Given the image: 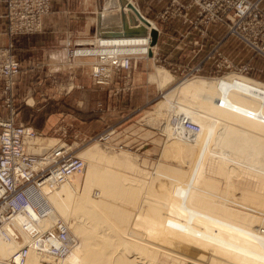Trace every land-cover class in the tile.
<instances>
[{"label":"bare ground","instance_id":"obj_1","mask_svg":"<svg viewBox=\"0 0 264 264\" xmlns=\"http://www.w3.org/2000/svg\"><path fill=\"white\" fill-rule=\"evenodd\" d=\"M118 4L122 10L121 0ZM143 38L97 36V42L116 52H131L128 42L141 40L136 44L141 47ZM160 78L165 86L171 81L162 74ZM173 90L200 109L202 118L191 120L199 132L191 136L180 128H172L170 123L164 131L208 150L211 143L221 140L222 144L226 140L225 146L235 158L230 161L248 170H243L244 176L259 180L261 193L240 188L241 198L236 203L232 196L236 187L229 183L233 169L228 170V159L216 154L220 159L218 174L229 183L222 193H218L213 182L189 177L181 184L183 192L175 194L173 190L101 169L102 165L132 167L126 159L96 149L88 151L85 155L91 163L85 178L72 179L75 175L48 194L46 199L53 213L41 223V229H48L56 219L66 222L75 239L72 250L60 262H51L49 257L30 250L25 264H155L156 252L164 253L170 264H264V219L255 216L264 213V87L220 78L213 89L186 83L177 84ZM227 202L250 209L254 215L229 209ZM68 214L73 222L68 221ZM23 220L18 217L16 223ZM1 231L8 236L5 239L0 233V264H4L25 244L27 236L21 234L23 242H18L10 235L11 228Z\"/></svg>","mask_w":264,"mask_h":264},{"label":"crops","instance_id":"obj_2","mask_svg":"<svg viewBox=\"0 0 264 264\" xmlns=\"http://www.w3.org/2000/svg\"><path fill=\"white\" fill-rule=\"evenodd\" d=\"M121 1L126 4L130 2L140 16L155 27L157 42L152 47V53L154 57L162 58L161 64L178 67L188 61L192 68L200 66L199 76L202 77L221 74L217 63L224 60L234 67H252L248 76L262 78L264 82V58L229 36L223 25L195 26L194 6L185 12V22L181 16L166 20L159 18L170 0ZM180 1L189 3V0ZM260 7L264 12V0ZM118 9V0H51V13L43 19L42 32L12 39L6 33V4L0 2V44H12V51L22 67L13 91L16 123L44 135L56 136L58 140L70 141L74 138L81 143L95 136L103 125L100 114L96 112L103 90L89 79L87 62L79 60L75 66L67 65L63 46L67 39L81 40L96 36L98 16L103 28L120 26ZM128 43L132 44L130 51L133 53L143 50L136 45L140 40L132 39ZM130 82L131 90L122 96L126 95V100H123L125 112L133 113L158 90L153 62L148 60L145 64H138ZM3 99L0 93V115L5 117L7 112L2 107ZM116 102L115 99L113 103ZM120 114L124 116L123 112H118L109 117ZM128 129L126 127L120 131ZM70 132L73 135H68ZM46 140L53 143L55 139ZM35 147L29 151L36 154L43 149Z\"/></svg>","mask_w":264,"mask_h":264},{"label":"built area","instance_id":"obj_3","mask_svg":"<svg viewBox=\"0 0 264 264\" xmlns=\"http://www.w3.org/2000/svg\"><path fill=\"white\" fill-rule=\"evenodd\" d=\"M6 4L8 37L39 34L43 30V19L51 13V0H0ZM262 0H189L188 4L180 0H170L168 7L159 18L181 16L187 21L185 12L192 6L196 8L194 25H223L227 34L264 58V12L260 7ZM142 54L129 51L116 52L107 45H101L94 38L85 40H65L64 49L68 65L77 59H92L90 77L100 88L113 86V95L129 88L116 89L120 83H127L135 56H148L152 51L149 34L143 38ZM83 50H93L84 54ZM104 50V51H102ZM212 57V56H209ZM213 58V57H212ZM222 74L237 73L248 76L253 69L250 66L234 67L226 61L217 63ZM21 64L16 59L12 44H0V81L3 95L2 107L7 112L0 115V233L8 236L3 228H11L16 241L26 243L12 253L4 264H25L30 250L60 262L72 250L75 239L69 225L62 219H56L52 227L41 229L42 222L51 217L53 210L46 197L69 178L84 171L83 160L75 155L72 146L67 143L56 144L40 153L29 151V143L39 139L40 134L29 126L16 123L14 107V87L21 73ZM200 66L187 74L188 78L200 77ZM115 90V93H114ZM172 128H180L191 136L199 132V127L183 115L172 121ZM89 141L111 144L115 130H106ZM103 133V132H102ZM18 217L24 218L16 223ZM53 264V263H52Z\"/></svg>","mask_w":264,"mask_h":264},{"label":"rangeland","instance_id":"obj_4","mask_svg":"<svg viewBox=\"0 0 264 264\" xmlns=\"http://www.w3.org/2000/svg\"><path fill=\"white\" fill-rule=\"evenodd\" d=\"M128 3L131 4L130 2ZM137 21L139 24H141L140 20L137 19ZM148 23L150 25L148 28V32H150L151 29L155 30V27L152 24H150V22ZM94 38L97 39V36H94L92 38H85L81 40H85L86 43H88V41H92ZM71 40L76 41L73 39ZM130 45L132 46V44ZM131 46L130 48H133ZM160 59L162 61V58H160L159 56L156 55V57H154L152 51L149 53L148 56H135V64H132V69L130 72V77L128 82L120 83L119 80H117L116 82L118 83V85H116L115 87L118 90L119 89L121 90L122 87L129 88L128 90H125L123 93L121 91L120 93H118V95L114 96L112 89L113 86L109 88H105V87L101 88V90H103L102 96L100 97L101 100H99L100 104L96 106V110H97L96 112L100 114L101 122H103V125H101V128L97 131L95 136H98L100 134H103V136H105L106 135L105 133H107L106 130L108 129L109 131L115 130L114 134L110 137L112 140L111 144H105V142H98L97 140L96 141L87 140L80 143L77 139L75 140L74 138L70 141L58 140L56 136L44 135L38 132L40 134L39 139L35 140V142H28L29 149L35 146H40L43 147V149L44 148L47 149L48 147H52L56 144H61V143H67L68 145H71L73 153L75 155H78V157H80L83 160L84 164H86L82 174L76 175L72 179L78 177L81 180H83L85 178L87 170L89 169L90 166L89 164L91 163V161H89V157L85 155V152L88 151L92 152L93 150L96 149L102 151L108 156H115L126 159L133 168L130 169V168L114 167V166H111L110 168V166L107 167L102 165L101 167L99 166L101 169L102 168L106 169L110 172H113V174L118 173L117 175L129 177L133 180L135 179L136 182L140 180V182L142 181L146 184H150L153 186H160L171 191L173 190L172 192L173 193L175 192V194L183 192L182 190L184 187L182 188L181 184L184 185V183L189 179V177L191 178L196 177L197 179L200 180H204V181L207 180L209 182L215 183V185L218 186L217 187L218 193H222V191L225 190L226 185H228L229 183L232 184V186L235 185L234 188L235 187L236 188L235 190L232 191L233 192L232 196H234L233 198L236 199L235 200L236 203L239 202L238 199L241 198L240 188H245L252 192L260 191L259 193H261V190H259L260 189L259 180H256L257 178L256 179L254 178L253 180V178L245 175L247 178L249 177L247 179L244 176V174H246L244 173V171L248 172V170L244 169L245 167L240 165L242 166V170H241L237 162L235 163V165H238L239 167L238 166L235 167L233 162L230 161V160H234L235 158H232V155H230L231 153L227 149L228 145L225 146L227 144L226 140L225 141L222 140V144H221L220 142L221 140L217 139L219 141L217 142L218 144L216 142L211 143V145L213 144L212 146H210L212 150L210 148L208 150V148L197 146L192 140L190 141L184 140L182 138L174 136L175 135L174 132H173L174 135L171 132L172 133L171 136L167 134L168 133L167 131H164V128L165 126L168 125V123L172 125L173 119L182 115L185 118H188L190 121L193 119L202 118L200 109L196 106L195 103L181 99V96L178 94V92L176 90H173V87L176 86L177 84L183 85L186 83H191V84H195L196 86L213 89L217 79L226 78L228 80L240 79L241 81H250L253 82L255 85L264 87V82L262 78L256 79L254 77L252 78L250 76H245L237 73H228V74L221 73L219 75H213V76L188 78L187 74L190 73V70L192 69L188 61L183 62L182 64L178 65V67H175L170 64L167 65L165 63L161 64ZM79 60L81 61L84 60L89 64L88 77L89 79H91L90 66L92 63V59L80 58L77 59L73 64L68 65L67 63V65L75 66L79 62ZM148 60L153 62V64L155 65L156 76L158 80V85H157L158 90L149 100H146L144 102L141 108L134 111L133 113L125 112V104L123 103L124 102L123 100H126V95L125 96L122 95L125 92H129V90H131L132 86L130 79H131V75L136 71V66L141 63L145 64ZM161 74L165 75L167 79L171 80L167 86L164 85L162 78H160ZM115 99L117 101L116 104L113 103ZM192 106H196L198 110ZM118 112H123L124 116H121L122 114H120L112 118L109 117V115H113ZM126 127H129L128 129L129 131L128 130L124 132L120 131V130H124ZM68 135H73V133L70 132V134ZM65 136H67V134ZM95 136H92V138H94ZM46 138L55 139V140L53 143H48ZM124 138L125 140H123ZM199 139L202 141L200 136ZM145 143H147L148 145ZM218 147L220 150L218 149ZM219 151L220 152L222 151V153H220ZM215 154L221 156V157L218 156L220 159L222 158L224 160L228 159L229 162H226V164H228V167L230 168L228 167L227 168L228 170L233 169L231 170L232 178L229 179L228 184L225 176L223 175L224 177L223 179V177L218 174V166H219L218 161L220 159L216 158ZM142 158L145 159L142 160ZM242 172L243 174H241ZM72 179H70V181ZM185 191L183 194L185 195L189 194L188 192ZM233 198L232 201H234ZM236 203L228 204L227 202L226 206L234 211L235 210L241 212L243 211L249 213L250 215L251 214L254 215L252 213V210L251 212H249L250 209L244 208ZM261 214L263 215L264 213ZM261 214L259 215L257 213L255 214V216L264 219V216H262ZM69 220L70 222H73L71 221L73 220V218L70 214H68V221ZM156 254L158 257H156L157 262H155V264L171 263L170 259L164 256L165 255L164 253L156 252ZM50 261L55 262L52 258H50ZM143 263L146 264V262ZM44 264H52V263L45 262Z\"/></svg>","mask_w":264,"mask_h":264},{"label":"water","instance_id":"obj_5","mask_svg":"<svg viewBox=\"0 0 264 264\" xmlns=\"http://www.w3.org/2000/svg\"><path fill=\"white\" fill-rule=\"evenodd\" d=\"M122 10H120L121 23L119 27L103 28L101 26V17H97L96 36L101 38H120V37H139L147 36L149 34L151 38V46H155L157 42V31L150 30L148 32L149 23L135 10V8L129 3H123ZM140 20L138 23L135 16Z\"/></svg>","mask_w":264,"mask_h":264}]
</instances>
